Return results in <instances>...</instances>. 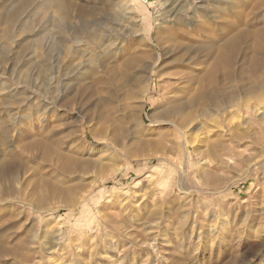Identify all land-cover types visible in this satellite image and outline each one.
<instances>
[{"label": "rangeland", "instance_id": "rangeland-1", "mask_svg": "<svg viewBox=\"0 0 264 264\" xmlns=\"http://www.w3.org/2000/svg\"><path fill=\"white\" fill-rule=\"evenodd\" d=\"M167 1L0 0V264H264V0Z\"/></svg>", "mask_w": 264, "mask_h": 264}, {"label": "bare ground", "instance_id": "bare-ground-1", "mask_svg": "<svg viewBox=\"0 0 264 264\" xmlns=\"http://www.w3.org/2000/svg\"><path fill=\"white\" fill-rule=\"evenodd\" d=\"M168 1L171 2V5H170L171 8L169 9V11L166 14L171 15L169 17H173V18L177 19L179 22L183 21V23H186V24L188 23V25H190L192 23V20L195 19V17H190L191 18L190 19L186 15L184 16V11H186L187 6H185V4H183V1L182 0H168ZM195 1H200L199 2L200 3V7H199L200 9H203V10L206 9L207 10L208 7L206 5H204V2H206V1L207 2L208 1L214 2L215 0H192V3L194 4ZM197 3H196V5H198ZM56 8L58 9V11H60V14H61L60 15L61 16L60 21H61V24H63L62 27L64 29L66 26L65 16L61 12L62 10L60 9V6H57ZM195 15H196V13L193 14V16H195ZM185 18H187V19L185 20ZM84 25L86 26L85 28L91 29L90 28L91 26H89L87 23H84ZM171 29H169V30H171ZM91 31H93V30H91ZM169 32H170V34L167 35L168 40L172 41L174 43L173 44L174 47H173V51H172V57L174 60L173 63H174V65H179V66L181 65V67H182L181 71H178V72L175 71L176 73H173L172 76L170 75L169 81L173 82V84H171L172 86L177 85V84H179L180 86L184 85V87L182 86V88L178 89L179 93L182 95V97L181 98H179L177 96L173 97V102H174V106H173L174 108L173 109L185 118L188 116L191 117L192 112L197 111L196 109H198V111L200 109V111L202 110L201 111L202 113L207 114L208 110H211L212 108H216V109L220 108L224 101L229 102V103L233 102L235 100L234 93H232V95H227V94H225V92H223L220 89L219 85L216 84V82H215V73L216 72H212V73L208 74L207 78L209 80V86L210 87H207V88L205 87L202 90H199L196 93H193V91L191 89V86H192L191 82H193V80L191 79V77L189 75L190 73L186 72L184 66H182V65H184L183 63H184V57H185V55L183 57L182 51H183V45H185V44H183L181 39L176 38V36L172 33V30ZM94 33H95V30H94ZM94 33L91 32L89 34L92 35ZM182 34H184V33H182ZM103 37H105V35L101 34L100 38L102 39ZM91 38H93V36ZM92 41H95L94 38L92 39ZM102 41H106V40L103 39ZM77 43H79V42L77 41ZM102 46H103V44H102ZM260 48L263 49V46L260 45ZM231 64H232V62L230 61V59L228 58L226 53L223 52L219 55L218 64H217L218 68H222L224 66L226 68H227V66L231 67ZM154 68H155V66H154ZM225 76L227 79H231V83L234 84L233 86L237 85L235 87H237V88L240 87L241 82H239V81L237 82V80L233 79L234 78L233 72H228L225 74ZM250 80H251L250 86L252 87V89H251L252 93H250V94H254L258 89H263L264 82L262 81V77H260L257 73H254L253 77L250 78ZM205 105H206V107H205ZM199 106H200V108H199ZM192 109H193V111H192Z\"/></svg>", "mask_w": 264, "mask_h": 264}]
</instances>
